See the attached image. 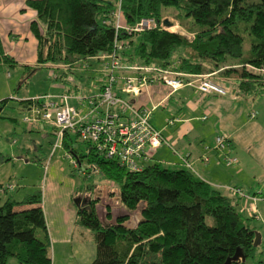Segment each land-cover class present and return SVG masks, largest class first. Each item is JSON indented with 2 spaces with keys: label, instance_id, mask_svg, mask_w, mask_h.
Here are the masks:
<instances>
[{
  "label": "trees",
  "instance_id": "obj_1",
  "mask_svg": "<svg viewBox=\"0 0 264 264\" xmlns=\"http://www.w3.org/2000/svg\"><path fill=\"white\" fill-rule=\"evenodd\" d=\"M116 3L26 0L36 13L30 30L37 41V65L73 68L82 60L111 52L115 40L111 15ZM179 5L185 10L177 18L181 32L161 29L163 11ZM121 11L128 28L142 19L156 22L155 28L140 33L117 34V40H128L127 46H133L130 53H120L128 66L218 74L232 81L242 96L264 93V73L258 71L264 68V0H122ZM2 65L15 66L16 62L5 54L0 39ZM31 106L32 99L20 102V107ZM71 143L65 133L61 146L77 160L76 170L85 161L83 170L99 171L107 182L119 186L120 206L128 213L139 210L141 214L135 228L124 225L128 215L103 226L95 201L79 206L77 224L91 232L94 242L90 264H223L238 250L245 258L251 255L256 233L248 219L233 199L189 170L154 163L130 172L116 160L100 158L88 144L82 143L84 154ZM41 198L40 192L21 201L0 198V264L12 258L18 264H52ZM106 216L111 217L109 211Z\"/></svg>",
  "mask_w": 264,
  "mask_h": 264
},
{
  "label": "rangeland",
  "instance_id": "obj_2",
  "mask_svg": "<svg viewBox=\"0 0 264 264\" xmlns=\"http://www.w3.org/2000/svg\"><path fill=\"white\" fill-rule=\"evenodd\" d=\"M11 1L0 2V39L4 52L14 58L17 63L15 66H0V198L5 200L7 197H13L16 201H21L26 195L37 192L42 194L46 183L47 165L50 162H59L66 174L73 175L76 187L79 188L76 191L78 195L83 197L85 202L95 201L97 203L96 211L103 226L115 223L118 216L128 215L129 218L124 225L128 228H135L141 220V214L139 210L128 213L120 206L117 202L119 186L107 182L99 171L89 173L83 170L87 168L85 161L82 163V168L76 170L71 164L69 154L62 146L54 150L55 137L51 135L54 130L52 125L44 123L45 125L41 128L37 123L25 122L26 119H31L32 113L20 107L21 101L53 97L58 94L83 98L91 96L98 90L99 84L97 83L104 79L101 72L102 62L90 58L78 62L73 68L55 64L37 65V41L30 30L31 22L36 20V13L26 5V0L23 1L18 11L9 7ZM163 12L165 19L172 22L174 26H179L177 18L182 17L185 10L182 5H179L168 7ZM175 29L181 30L180 27ZM175 29L168 31L173 32ZM133 42L134 45L137 43V37L133 38ZM132 49L133 46H127L125 51L130 53ZM27 66H32V68H25ZM128 76L133 75L128 73ZM59 77L62 79L57 80ZM123 83L124 80H118L113 87V92L125 102L137 107L140 101L136 102L135 96L121 91ZM154 85L162 87L164 95H168L171 91L160 82ZM147 90L148 92L142 94L141 97L149 106L151 97L153 98L158 89L148 87ZM67 91L70 93L68 94ZM67 105L76 107V102L69 98ZM161 111L163 108L159 109V113ZM153 119L151 116L150 121ZM70 137L73 149L79 153H85L86 145L82 144L81 139L75 138L73 133H70ZM27 160L30 161L27 162ZM31 160L38 161L34 163ZM152 163L153 160H149V165ZM147 164L145 163L144 166ZM171 169L174 168L171 167ZM256 202L254 206L258 208V211L256 210L258 219L247 215L249 209L253 210L251 202L245 210L241 205L237 206L238 211L245 219H248V226L260 236V241L253 248L251 255L240 264H264V202ZM107 211L110 212L111 217L106 216ZM78 230L79 232L75 234L76 239L81 240L83 231L85 239L81 242L94 247L93 240H89L92 237L91 232L82 227ZM74 256L76 257L70 248L66 253L57 251V256L54 258L51 245L52 264H71L70 258ZM76 261L73 264H79ZM11 263L17 264L18 262L12 258L8 264Z\"/></svg>",
  "mask_w": 264,
  "mask_h": 264
},
{
  "label": "crops",
  "instance_id": "obj_3",
  "mask_svg": "<svg viewBox=\"0 0 264 264\" xmlns=\"http://www.w3.org/2000/svg\"><path fill=\"white\" fill-rule=\"evenodd\" d=\"M23 1L12 0L9 7L18 11ZM125 75L124 72L119 73L118 80H123ZM212 76L226 89L225 96H206L189 85L173 94L164 95L162 87L151 85L148 87L158 89V92L151 97L149 106L141 97L148 90L135 96L136 102L140 101L137 108L157 105L150 115L154 121H150L149 117V122L160 132L164 142L152 156V164L165 165L169 169H185L180 160V157H184L196 177L233 199L237 206L241 205L245 210L250 201L235 196L229 189L239 188L247 196L255 197L256 203L264 202V93L257 97L242 96L232 81L218 77V74ZM99 91L100 87L91 96ZM76 97L70 98L76 102L75 108L85 114V104L80 105ZM160 108L163 111L159 113ZM23 109L31 111L30 108ZM39 125L42 128L45 124ZM67 134L71 139L70 133ZM219 135L227 139L224 152L215 149V139ZM224 157L236 159L237 162L226 166ZM147 163L149 165V161ZM77 190L79 188L76 187L73 175L66 174L59 162L47 165L41 207L54 258L57 251L66 253L71 248L76 255L70 258L71 264L76 259L79 264H90L95 248L81 242L85 239L83 231L81 240L75 237L76 232H79L78 205L83 198ZM254 207L258 211L257 206ZM89 240L92 241L93 237Z\"/></svg>",
  "mask_w": 264,
  "mask_h": 264
},
{
  "label": "built area",
  "instance_id": "obj_4",
  "mask_svg": "<svg viewBox=\"0 0 264 264\" xmlns=\"http://www.w3.org/2000/svg\"><path fill=\"white\" fill-rule=\"evenodd\" d=\"M121 1L117 0L116 9L111 15L115 31L113 49L109 53L99 54L95 57L96 60L102 62L101 72L104 79L98 83L100 91L87 98L76 97V101L80 105L85 104L86 113L82 114L75 107H69L67 101L70 97L67 95L39 97L32 99L30 107L32 116L25 122L52 125L55 137L54 150L61 146L65 133H73L81 139L82 143L90 145L100 158L116 160L126 170L139 172L164 142L160 132L149 122L151 112L157 108V105H153L151 108L133 107L117 93H114L113 87L117 84L119 73L126 74L123 76L124 83L121 91L134 96L147 91L148 86L154 85L156 82L169 88L171 94L188 85L206 96L223 97L227 91L210 74L190 75L176 73L171 68L125 66L120 53L125 51L127 43L117 40V34L120 31H126L128 34L140 33L155 28L156 22L153 19H142L134 27H126L123 22ZM178 27L173 23L170 28L160 24V28L167 31L178 29ZM178 31L181 32V30ZM178 31L175 29L173 32ZM258 71L264 73V68ZM128 73L133 76L129 77ZM227 144V139L224 136L216 137L215 149L217 151L224 152ZM167 145L170 146L168 143ZM70 159L71 164L77 167L75 159L71 156ZM180 160L186 170L194 173L184 157H180ZM224 162L226 166H230L237 161L224 157ZM229 190L235 196L248 199L253 210L249 209L247 215L258 219L254 208L257 199L244 195L239 188H230Z\"/></svg>",
  "mask_w": 264,
  "mask_h": 264
},
{
  "label": "water",
  "instance_id": "obj_5",
  "mask_svg": "<svg viewBox=\"0 0 264 264\" xmlns=\"http://www.w3.org/2000/svg\"><path fill=\"white\" fill-rule=\"evenodd\" d=\"M162 25L166 28H170L172 26V22H170L168 19H164L162 21ZM83 202H85V200L81 199L78 207L81 206ZM259 241H260V236L255 234L253 247H255L259 243ZM244 261H245V256L241 253V251L238 250L233 257L228 258L223 264H240L243 263Z\"/></svg>",
  "mask_w": 264,
  "mask_h": 264
},
{
  "label": "flooded vegetation",
  "instance_id": "obj_6",
  "mask_svg": "<svg viewBox=\"0 0 264 264\" xmlns=\"http://www.w3.org/2000/svg\"><path fill=\"white\" fill-rule=\"evenodd\" d=\"M85 203H87V202H83V204H82V205H84ZM82 205H81V206H82Z\"/></svg>",
  "mask_w": 264,
  "mask_h": 264
}]
</instances>
